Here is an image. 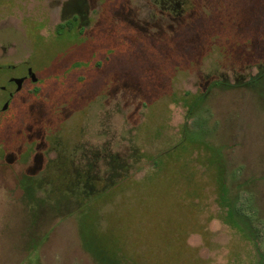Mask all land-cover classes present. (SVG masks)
Wrapping results in <instances>:
<instances>
[{
	"label": "rangeland",
	"instance_id": "rangeland-1",
	"mask_svg": "<svg viewBox=\"0 0 264 264\" xmlns=\"http://www.w3.org/2000/svg\"><path fill=\"white\" fill-rule=\"evenodd\" d=\"M164 6L0 0V264H264V0Z\"/></svg>",
	"mask_w": 264,
	"mask_h": 264
},
{
	"label": "trees",
	"instance_id": "trees-1",
	"mask_svg": "<svg viewBox=\"0 0 264 264\" xmlns=\"http://www.w3.org/2000/svg\"><path fill=\"white\" fill-rule=\"evenodd\" d=\"M160 3L162 5H165L164 7L167 8L169 11H172V12L178 14V12H181L182 10L185 9V6H187V4L189 3V0H160ZM77 19H78V17H74L75 21ZM73 25H74V23L70 19H68V20H66L64 22H61V23L57 24L56 28H64V27L72 28ZM30 197L32 199H35L36 203H38L39 205L43 204L44 201H45V196L44 197H39V196H36V195H30Z\"/></svg>",
	"mask_w": 264,
	"mask_h": 264
},
{
	"label": "water",
	"instance_id": "water-1",
	"mask_svg": "<svg viewBox=\"0 0 264 264\" xmlns=\"http://www.w3.org/2000/svg\"><path fill=\"white\" fill-rule=\"evenodd\" d=\"M27 76H29V77L32 79V81H36V80H37V77H36V75H35V73L33 72V70H32L31 67L28 68ZM23 79H24V78H22V77H12V78L10 79L11 81H14V82L16 83V90H17V91L21 89L22 84H23ZM8 104H9L8 101H5V102L3 103V105H2V107H1V110H6L7 107H8Z\"/></svg>",
	"mask_w": 264,
	"mask_h": 264
},
{
	"label": "flooded vegetation",
	"instance_id": "flooded-vegetation-1",
	"mask_svg": "<svg viewBox=\"0 0 264 264\" xmlns=\"http://www.w3.org/2000/svg\"><path fill=\"white\" fill-rule=\"evenodd\" d=\"M76 16H77V15H76ZM28 68H29V67L26 68V74H23V75L19 76V77L24 78V79H23V84L25 83V81H26L28 78H30L29 76H27ZM11 78H12V77H10V79H11ZM30 79H31V78H30ZM31 80H32V79H31ZM10 82H11V83H14L15 86H16V83H15L14 81H10ZM23 84H22V85H23ZM2 88L5 89L4 86H2ZM11 96H12V92H9L8 95H7V100H6V101H8V103L10 102L8 99H10Z\"/></svg>",
	"mask_w": 264,
	"mask_h": 264
}]
</instances>
